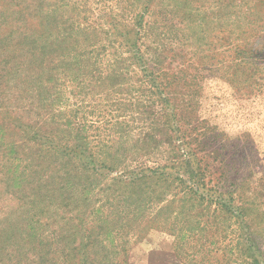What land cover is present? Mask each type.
I'll return each instance as SVG.
<instances>
[{"label":"rangeland","instance_id":"1","mask_svg":"<svg viewBox=\"0 0 264 264\" xmlns=\"http://www.w3.org/2000/svg\"><path fill=\"white\" fill-rule=\"evenodd\" d=\"M119 1L0 0V37L8 36L0 42V264H39L43 242L57 258L60 247L67 242L60 235L75 239V245L89 244L85 229L91 231L92 239L98 238L99 245L90 244L89 252L98 259L107 256L110 264H122V259L123 264H264V0H237V10H243L240 18L234 9L231 13L218 11L223 1L229 0H195L190 6L195 21L185 19V24L180 25L178 17H167V26L162 27L168 35L159 36L163 46L174 50L165 51L171 58H164L166 67L169 62L171 66L177 63L201 67L198 69L205 78L191 102L198 100L202 118L228 136L226 146L240 144L245 149L248 157L236 159L240 169L233 172L235 181L228 184L226 191L236 189L233 195L238 205L239 198H250L254 203L238 216L215 203L190 201L184 193L172 191L163 199L142 201L138 212L126 206L124 219L121 214L125 215V211L121 210L125 206V189L114 180L120 176L119 171L108 172V176L107 171H91L85 179L80 163L92 157L108 162L104 145L115 150L137 139L141 144L143 117L133 113L134 109L120 110L114 105L117 97L126 99L129 91L100 92L95 82L77 74L83 69L60 67L64 55L66 63H74L73 55L82 56L84 45L90 43L89 36L79 30L81 26L88 24L95 33L105 28L109 13H118ZM33 4L39 5L36 13L31 11ZM155 4L164 12L174 9L170 0H155ZM251 4L255 5L249 10L247 5ZM27 5L30 13L26 17L15 15L14 10ZM69 20L75 29L62 46L65 53H53L47 64L50 67L58 62L56 69L41 72L37 61L33 59L31 65L25 56L18 55L19 35L14 28L22 31L28 26L38 36L47 22L51 36H56L64 21ZM147 20H152L151 14ZM238 20L243 24L241 28ZM171 22L182 29L175 30ZM150 35L145 45L157 37ZM99 38L103 59L96 67L106 73L111 53L121 47L104 34ZM6 42L12 44L11 51L4 46ZM233 44L249 46L238 60V70L233 67ZM140 75L133 74L124 88L139 86ZM81 79L86 81L78 85ZM39 80L50 81L40 96L34 89H40ZM43 95L48 99L42 103ZM41 106L49 108L42 122L40 117L46 111ZM29 124L40 131L36 127L32 130ZM21 129L28 135L37 130V140L22 145ZM45 141L50 148L37 151L36 146ZM249 143L256 150V159L250 158L254 152ZM89 145L93 155L89 149L84 153ZM70 148L79 159L68 161L58 150L70 152ZM33 151L40 153V158L31 160ZM168 156L162 153V145L154 153H122V168L168 163ZM252 166L256 167L255 173ZM217 175L208 177L212 179L208 186H213ZM117 225L120 227L112 232Z\"/></svg>","mask_w":264,"mask_h":264},{"label":"trees","instance_id":"2","mask_svg":"<svg viewBox=\"0 0 264 264\" xmlns=\"http://www.w3.org/2000/svg\"><path fill=\"white\" fill-rule=\"evenodd\" d=\"M170 1L174 3V9H168L166 10L167 12H164L165 10L163 9L158 10L155 0H120L118 13H109L110 18H106L108 25L104 26L105 28L101 27L95 33L91 31L92 27L88 24L81 26L82 28L79 30L83 31L85 36L88 35L90 39V43L84 45V49L81 50L82 56L75 58L73 55L75 59L74 63L72 61L66 63L67 58H65V55L62 57L60 67L64 66L66 69L71 70L76 67L78 68L77 71L83 69L80 73H76L86 77L87 80L90 79V81L95 82L100 92L110 94V92L114 91L121 94L122 92L129 91V94L125 95L126 99L117 97L113 101L114 105L120 110L134 109L133 113L137 114L140 118L143 117L144 122L141 144L138 143L137 139L134 144L128 147L122 144L115 150L111 146L107 149L108 146L104 145L105 153L109 158V160L107 159L108 162H99L92 157L89 162L80 164L83 165V173L87 175L85 179L89 178L88 174L91 171L95 173L107 171L105 172L106 176H108V172L119 171L120 176L114 178V180H117L116 183L125 189V206H123L124 209L121 211H125L126 206L127 208H131L132 206L131 211L135 212L137 210L138 212L143 206L142 201L146 202L147 198L158 197L163 199L168 193L176 191V193H184L186 195L184 198L191 199L190 201L198 203L206 201L208 204L215 203L218 208L241 216L245 213L244 210L249 208L248 205L254 203L253 200L250 198H239L238 201L241 204L238 205L236 203L237 197L235 194L233 195L236 189L229 190L228 193L226 187L231 181H235L233 172L240 169L236 164V159L239 157L245 159L248 156L245 149H243L244 151L242 150L240 144L231 147L226 146L228 136L218 130L215 125L202 118L199 114L200 107L198 100L197 102H191L193 94L198 91L201 87L200 82L205 78L200 72L201 67L195 63L191 64L196 65L200 69L190 68L191 65L177 66V63L171 66V62L167 63V67L165 66L164 58L168 57L171 59L165 51H174L167 45L163 46L160 40L161 36L168 35L167 30H164L162 27V25L167 26L165 23L167 17H178L180 25L185 24V19H188L189 23L190 21H195L190 12V6L195 0ZM227 2L223 1L218 11L231 13L234 9L235 13L238 14V18H240L243 10L240 12L237 10V0H229ZM255 4L247 5V8L250 10L252 5ZM29 5L14 10L15 15L26 17L30 13ZM38 8L39 5L35 6L33 4V10L31 9V11L36 13L35 9ZM156 9L158 12H156ZM150 14L152 15V20L148 21L147 16ZM46 17H48L47 14ZM64 22L62 27L60 26L56 36L52 35L53 39L47 22L43 23V30L38 36L34 35L36 32L25 26V24L23 26L26 28H22V31L14 28L13 31L19 35L17 39L20 42L18 55H21L20 57L25 56L31 65L33 64V59L37 61L41 72L42 70L43 72H47L48 69H56L59 66L58 62H54L52 66L47 67V64L53 58H51V55L53 53L59 55L65 53L64 50H61L62 46L67 42L66 39L70 37L71 31L75 29L72 20ZM237 24L240 28L243 25L239 20ZM171 27H174L175 30L182 29L175 22L171 24ZM188 27L190 28V26ZM150 30L152 31L151 35L149 33ZM102 34L105 35L107 40L110 39L113 44L116 43L121 47L114 49L111 53L112 59L109 60V68L106 73L100 67H96L98 61L103 59L101 58V46L99 44L102 42H99V37ZM149 35L151 38H153V35L157 37L152 39L153 43L150 42L145 45ZM7 37L2 35L0 42L2 40L5 41ZM92 38L95 40H92ZM75 41L79 40L75 39ZM233 45L232 48L236 52L234 58H232L233 61H236L233 67L238 70L241 65L238 60L240 56L241 58L243 57L249 46L246 44ZM4 46L11 51V43L6 42ZM143 46H146L145 49ZM103 47L106 48L105 46ZM171 56L176 57L174 54ZM59 60L61 61V59ZM18 66L19 64H17V68ZM138 73H141L139 78L140 85L131 86L130 89L124 88L125 83L130 82L132 75ZM124 80L126 81L123 82ZM39 81L38 86L40 89L37 90L35 87L34 89L38 91L37 93L40 96V93L44 92L42 88L48 87L50 81ZM85 81V79H81L77 84L83 85ZM178 94L181 96H177ZM128 96L130 97L128 98ZM47 99L48 95H43L40 98V102L43 103ZM40 108L46 111L40 117V122H42V117L48 116L47 111L49 108L47 106H41ZM29 125L32 130L36 127L40 131L39 127H33L32 124ZM21 133L22 145L28 144L32 140H37V130L35 132L32 131V134L28 135L25 134L26 130L21 129ZM161 145L162 153L169 155L168 163L164 162L156 166L141 164L132 169L122 168V153L123 155H128L130 151L139 153L141 150L148 154L154 153L155 149L159 150ZM249 146L251 151L254 152V155L250 156V158L256 159L257 153L253 144L249 143ZM36 148L40 152L42 150L46 151L50 147L47 146L45 141L42 146L38 144ZM88 149L92 154V147L90 145L88 148L86 147L84 153H87ZM58 150L67 156L68 161L74 158L79 159L72 148H70V152L62 149ZM33 152L30 156L31 160L33 158H40V153L35 154L36 151ZM252 167L251 171L255 173L256 167ZM214 173H218L215 176L216 182L213 186H208V182H212V179H208V177L211 178ZM73 183L71 182V185ZM62 185L64 187L65 183ZM242 185V183L239 184V187ZM221 186L224 187V190L219 189ZM64 201H66V198L63 199ZM123 213L125 215L121 214V219L127 217V212ZM138 215L139 213L136 214V219ZM114 227H112V232L116 231L120 226ZM76 228H78V224ZM84 234L85 237L90 239L89 244L76 242L75 245L73 244L75 239L71 241L70 237L60 235L62 240L69 242V245L66 242L65 246L60 247L61 252L57 255V258L51 253L52 249L48 248V244L43 242L44 250L40 252V257L37 258L39 264H93L94 261H96V264H110L106 260L107 256H104L103 259H98L96 255L92 256L88 246L97 243V247L99 245L98 238L92 239L93 236L89 229H85ZM66 247L68 248L67 250L65 249ZM103 247L101 246V248ZM124 261L122 259L120 263H124Z\"/></svg>","mask_w":264,"mask_h":264}]
</instances>
